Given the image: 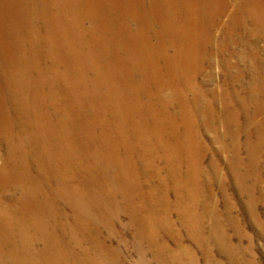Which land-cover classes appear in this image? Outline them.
<instances>
[{"label": "bare ground", "instance_id": "1", "mask_svg": "<svg viewBox=\"0 0 264 264\" xmlns=\"http://www.w3.org/2000/svg\"><path fill=\"white\" fill-rule=\"evenodd\" d=\"M49 1L57 7L50 20L68 37V44L61 42L59 48L68 51L44 58L59 70L66 66L63 76L67 82L75 78L73 90L79 81L81 89L86 87L82 81L88 77L105 80L107 90L99 98L52 99L54 91L23 84L22 76L27 83L48 80L43 69L51 66H39L36 59L39 67L30 70L32 58L24 62L19 54L37 45L41 33L32 26L20 28L21 23L14 33L0 29V66L8 68L0 71L1 78L7 74L0 80V173L6 176L0 178V263L111 264V256L119 251L110 237L119 233L121 217L128 218L122 229L139 230L153 217L146 209L157 205L169 189L177 191L173 189V207L182 211L187 227H193L192 206L183 204L190 193L181 191L200 171L202 129L215 132L223 147V137H230L232 159L245 134L247 155L251 163L258 160L264 115L256 123L253 118L264 112V0H169L160 9L149 2L145 10L151 6L160 14L155 23L162 27L165 16L172 29L151 25L142 46L138 40L128 43L135 40L136 29L127 23L130 30L110 17V26L103 23L98 4L92 12L85 7L89 0ZM36 11L27 20L33 21ZM87 17L92 24L86 27L82 21ZM97 26L104 36L95 34ZM32 32L38 40L31 38ZM113 35L128 45L112 53L106 38ZM226 54L236 59L226 60ZM217 60L229 69L247 63L258 83L253 90L260 93L253 99L230 98L240 104L241 113L225 98L229 92L218 95L197 85L202 73L205 82L213 81ZM86 73L92 75L82 76ZM231 76L235 82L245 77L239 68ZM8 81L17 93L11 99L4 96ZM217 102L223 103L224 113H217ZM219 123L225 126L223 135ZM253 125L259 129L257 140ZM14 160L21 165L13 171ZM15 190L21 194L16 196ZM120 242H125L122 235Z\"/></svg>", "mask_w": 264, "mask_h": 264}, {"label": "rangeland", "instance_id": "2", "mask_svg": "<svg viewBox=\"0 0 264 264\" xmlns=\"http://www.w3.org/2000/svg\"><path fill=\"white\" fill-rule=\"evenodd\" d=\"M120 1L121 3L117 4ZM143 1L145 3L144 7L142 0H89L88 3H85V7H90L93 12L94 7L98 4L103 10L101 16L105 17L101 21L109 26L110 18H112L114 22L117 21L120 25H125L128 28V24L131 28H135L136 31L133 34L135 40H128V43L131 44L138 40V46H142L144 31L151 25L168 31L172 29L164 15L163 25L159 27L154 20H158L160 14H155L151 6L147 11L145 10L149 2L150 5L160 9V4L162 5L163 1L169 0ZM179 1L180 3L183 2V0ZM169 6V2H167L168 9ZM34 8L37 11L34 18H32L33 21L27 20L32 15ZM56 9V5L50 3L49 0H0V29L5 27V29L8 28L9 31L14 33L21 23L20 28L32 26L41 33L39 43L30 50L24 47V51L19 53L20 59L25 62L27 57L32 58L30 70H35L39 66H51L43 69L45 77L48 79L44 80L43 83L39 84L36 81L34 84L31 80H27V83L26 78L21 75L24 81L22 83L31 88L41 89L43 87L45 92L54 91L55 93L52 95L54 98L52 99L74 98L75 95L83 97V99L104 96L107 90L104 88V85L107 84L105 80L92 81L88 77L92 73H86L82 76H87L88 79L82 81V84H87V86L81 89L79 81L76 83L78 85L76 90L79 91L73 90L72 86L75 84V78L71 77L69 78L71 79L70 82H67L63 76L66 74V66L61 67V71L56 68L52 60L44 58L68 51L66 46L59 48L61 42L68 44V37L64 35L60 28H56V25L50 20V16L53 15ZM18 17L21 18L19 21L11 22ZM224 20H227L226 17ZM7 22L9 23L7 24ZM82 24L87 27L92 23L87 17L83 19ZM94 24L96 25V23ZM97 27L95 34L104 36L103 29L100 26ZM105 33H109V31ZM75 36L74 33L70 35V38ZM31 38L38 40L35 32H32ZM121 41L120 35H113L106 38V45L113 53L116 49L128 45L121 43ZM259 42L262 44L263 41L259 40ZM27 43L29 44L28 41ZM18 44L20 45V43ZM74 44L75 40L70 46H74ZM233 47L236 48V45H233ZM2 56V53H0V58ZM224 57L226 60L236 59V56L230 54H226ZM36 59L39 60V66L36 65ZM25 64V67L29 65ZM222 65L223 63H219L217 60L213 65V81L210 83L205 82L206 75L202 73L199 76L197 85H202L204 88L209 89L208 92L218 95L221 92L226 94L229 92V95L227 94L225 98H229L231 108L238 112L242 110L240 104L235 100L231 101L230 98L247 96L253 99L254 94L260 93V91L256 93L253 90V85L255 86L258 83H254L255 80L247 63L230 69L229 67L223 68ZM21 68L27 72L26 68ZM238 68L243 71L245 77H242L243 79L240 82L230 81L228 78L232 77L231 75L236 73ZM0 69L2 71L8 68L5 64H2ZM6 76L7 74L4 75V77ZM4 77H0V80L5 79ZM94 84H102L103 89L97 90L94 88ZM262 84L264 91L263 81ZM12 86L13 84L9 81L5 85L7 93L4 96L10 99L17 95V93L11 91L14 90ZM249 90H251V93ZM263 91L260 93L262 99L264 98ZM136 96V94L127 93V97ZM207 97L210 98L208 95L204 96V98ZM222 104L216 103L217 113L225 112ZM14 111H17V109H14ZM239 112L241 113V111ZM262 113L253 118L255 123L258 120L260 121L261 116L264 115V112ZM232 127L234 126L232 125ZM218 129L222 135L225 134V126L221 123H219ZM257 129L254 125L252 126L253 140H257L256 135L259 132V129ZM201 131L202 148L198 149V153L201 154L198 161L200 171L196 173L194 182L191 181V185L181 191L183 193L187 191V195L190 193L185 199L183 198V204L186 207L192 206L189 208H192L193 227L188 228L186 220L182 217V211L173 207L177 191L174 188L176 192L169 189L166 196L159 198V200H162L157 205L155 204L149 210L146 209V213L152 212L153 217L142 223L139 230L135 228L122 229L121 223H125L128 218L126 215L121 217L122 222L116 224L119 233L110 237L112 246L117 247L119 251L118 256L115 254L111 256V264H264V142L261 144V153L258 160L251 163L245 146V134L239 140L243 144L241 150L236 154L235 159H232L233 152L230 137H223V142L226 145L223 147L222 141L215 140V132L206 129ZM21 148L25 150L27 147L22 146ZM10 164L13 166L14 171L15 168L21 165V162L14 160ZM5 177L0 173V178ZM168 183L171 186V180H168ZM15 192H17L16 196L21 194L18 190H15ZM121 235L125 242H120Z\"/></svg>", "mask_w": 264, "mask_h": 264}]
</instances>
